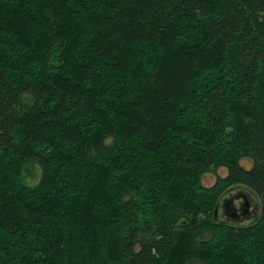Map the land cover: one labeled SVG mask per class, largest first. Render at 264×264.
<instances>
[{"label":"trees","instance_id":"obj_1","mask_svg":"<svg viewBox=\"0 0 264 264\" xmlns=\"http://www.w3.org/2000/svg\"><path fill=\"white\" fill-rule=\"evenodd\" d=\"M0 264H264V0H0Z\"/></svg>","mask_w":264,"mask_h":264},{"label":"rangeland","instance_id":"obj_2","mask_svg":"<svg viewBox=\"0 0 264 264\" xmlns=\"http://www.w3.org/2000/svg\"><path fill=\"white\" fill-rule=\"evenodd\" d=\"M241 164L245 168H250L252 163L248 159L241 160ZM20 168L23 176L27 178L30 182H36L39 179L40 168L38 165H34L31 162L22 164H17ZM227 175V169L225 167H218L215 170H211L205 173L202 177V184L205 187H212L219 177H225ZM34 176V177H32ZM244 198L247 200V206L242 208L244 205ZM224 203H227V207L230 209L228 211ZM232 208L235 210L232 211ZM260 214V201L255 193H253L249 188L243 185L234 186L230 191L221 198L220 204L217 210V217L221 220L232 222L235 224L245 225L253 221Z\"/></svg>","mask_w":264,"mask_h":264},{"label":"water","instance_id":"obj_3","mask_svg":"<svg viewBox=\"0 0 264 264\" xmlns=\"http://www.w3.org/2000/svg\"><path fill=\"white\" fill-rule=\"evenodd\" d=\"M226 204V203H225ZM245 207L247 206V200L245 199ZM228 206V205H227ZM230 210V209H229ZM232 211H234V210H232ZM215 213H216V211H215Z\"/></svg>","mask_w":264,"mask_h":264},{"label":"bare ground","instance_id":"obj_4","mask_svg":"<svg viewBox=\"0 0 264 264\" xmlns=\"http://www.w3.org/2000/svg\"><path fill=\"white\" fill-rule=\"evenodd\" d=\"M244 200H245V198H244ZM244 203H245V202H244ZM224 204H225V203H224ZM225 206L227 207V203L225 204ZM244 206H245V204H244ZM244 206H243V207H244ZM227 209H228V211H229V208H228V207H227Z\"/></svg>","mask_w":264,"mask_h":264},{"label":"flooded vegetation","instance_id":"obj_5","mask_svg":"<svg viewBox=\"0 0 264 264\" xmlns=\"http://www.w3.org/2000/svg\"><path fill=\"white\" fill-rule=\"evenodd\" d=\"M244 206V205H243ZM242 208H245V206L244 207H242ZM232 210H235L234 208H232Z\"/></svg>","mask_w":264,"mask_h":264}]
</instances>
